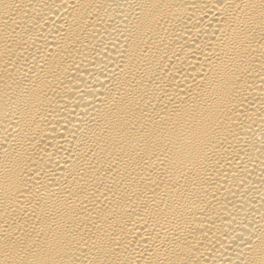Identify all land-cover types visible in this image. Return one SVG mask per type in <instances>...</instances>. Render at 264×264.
I'll list each match as a JSON object with an SVG mask.
<instances>
[{
    "label": "bare ground",
    "instance_id": "bare-ground-1",
    "mask_svg": "<svg viewBox=\"0 0 264 264\" xmlns=\"http://www.w3.org/2000/svg\"><path fill=\"white\" fill-rule=\"evenodd\" d=\"M0 264H264V0H0Z\"/></svg>",
    "mask_w": 264,
    "mask_h": 264
}]
</instances>
